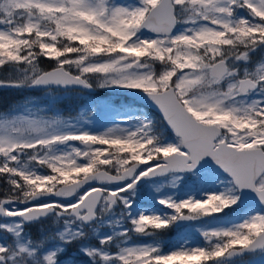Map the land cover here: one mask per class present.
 <instances>
[{
	"label": "snow or ice",
	"instance_id": "snow-or-ice-1",
	"mask_svg": "<svg viewBox=\"0 0 264 264\" xmlns=\"http://www.w3.org/2000/svg\"><path fill=\"white\" fill-rule=\"evenodd\" d=\"M7 89L0 264H264V0H0Z\"/></svg>",
	"mask_w": 264,
	"mask_h": 264
},
{
	"label": "trees",
	"instance_id": "trees-1",
	"mask_svg": "<svg viewBox=\"0 0 264 264\" xmlns=\"http://www.w3.org/2000/svg\"><path fill=\"white\" fill-rule=\"evenodd\" d=\"M43 93V92H42ZM6 100L5 102H0V108L7 109L10 105H15L18 103L22 97L18 93L15 92H9L6 91ZM41 94V93H40ZM59 95V94H58ZM39 96V95H38ZM91 99V94L84 93V94H78V93H72L70 96L62 98L58 101H56V107H58L64 114H76L77 109L87 103ZM111 99L115 100V97H112ZM39 100L41 104H47L52 105L53 97L52 98H46L45 94L43 93L42 96H39ZM2 198V197H0ZM170 243V242H169ZM169 246L166 245V247Z\"/></svg>",
	"mask_w": 264,
	"mask_h": 264
},
{
	"label": "rangeland",
	"instance_id": "rangeland-1",
	"mask_svg": "<svg viewBox=\"0 0 264 264\" xmlns=\"http://www.w3.org/2000/svg\"><path fill=\"white\" fill-rule=\"evenodd\" d=\"M6 91L18 93L16 90H12V89H7ZM34 92H36V91H34ZM29 94L35 95V96H38V95L42 96L43 95V93L40 94V92H39V94L38 93H33V92L32 93H21V92H19V95L21 97L29 95ZM45 96H46V98H52L51 96H48L46 94H45ZM153 206H154L153 203L151 201L147 200V199H144V200L141 201V207H153ZM46 223H48V222H46ZM32 232H33V234H35L36 229L35 228L32 229ZM191 235H192V238H193L194 241L199 242V240H200L199 236H197L195 233H192ZM175 236H176L175 231H173V232L167 233L162 239L165 242H168L166 244H169V242H170V245H171V244H173L175 242ZM72 256L75 257V258H72ZM68 257L73 259V260H75V261H79L80 260V257L77 255L75 246H74V248L71 247L68 250Z\"/></svg>",
	"mask_w": 264,
	"mask_h": 264
},
{
	"label": "flooded vegetation",
	"instance_id": "flooded-vegetation-1",
	"mask_svg": "<svg viewBox=\"0 0 264 264\" xmlns=\"http://www.w3.org/2000/svg\"><path fill=\"white\" fill-rule=\"evenodd\" d=\"M40 92H42V91H40ZM6 90H0V102H5V100H6ZM1 104V103H0Z\"/></svg>",
	"mask_w": 264,
	"mask_h": 264
}]
</instances>
